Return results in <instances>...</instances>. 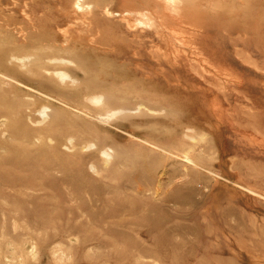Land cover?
<instances>
[{"label":"rangeland","instance_id":"rangeland-1","mask_svg":"<svg viewBox=\"0 0 264 264\" xmlns=\"http://www.w3.org/2000/svg\"><path fill=\"white\" fill-rule=\"evenodd\" d=\"M87 1L0 0V264H264V0Z\"/></svg>","mask_w":264,"mask_h":264},{"label":"bare ground","instance_id":"bare-ground-1","mask_svg":"<svg viewBox=\"0 0 264 264\" xmlns=\"http://www.w3.org/2000/svg\"><path fill=\"white\" fill-rule=\"evenodd\" d=\"M74 1V7H76L77 8V10H75V12L76 13H78V10H80V11H82L81 13H83L85 16H86V14L88 13L89 14V12H92V4H94L93 2H89V1H87V0H73ZM184 0H165V2H167V4H168V6L167 7H169V10H172V12L173 11H177V7H175V6H177L178 5V3H181V2H183ZM165 5V4H164ZM149 6V5H148ZM108 7V6H107ZM105 8V9H108V8ZM166 7V6H165ZM177 8V9H176ZM180 8V7H179ZM150 9V8H149ZM148 9V10H149ZM146 10V9H140L139 10V12H138V14H139V16H140V21H141V23H145L146 25L147 24H149V25H147L148 27H151V22H152V15H150V11L151 10ZM164 10V9H163ZM168 10V9H167ZM110 11V10H109ZM108 11V12H109ZM126 11H128V10H126ZM153 11V10H152ZM182 11V10H181ZM112 12V11H111ZM115 12V11H114ZM119 12V11H118ZM131 12H133V11H131ZM150 12V13H149ZM154 12V11H153ZM117 13V12H116ZM87 14V15H88ZM113 14V13H112ZM124 14H127V12L126 13H124ZM124 14H122V15H124ZM128 14H131V13H129V11H128ZM135 14H137V13H135ZM152 14V13H151ZM176 14H177V12H176ZM124 17V16H123ZM125 17H126V15H125ZM129 17V16H128ZM127 17V18H128ZM132 17V16H131ZM176 17V16H175ZM133 18V17H132ZM137 18L138 17H136V19L135 18H133V19H135L136 20V22L138 21L137 20ZM131 19V18H130ZM131 21H132V19H131ZM139 21V22H140ZM155 21V20H154ZM153 21V22H154ZM133 22H134V20H133ZM139 22H137L136 24L138 25V23ZM140 23V24H141ZM144 24V25H145ZM64 25V24H63ZM143 25V24H142ZM153 25H154V23H153ZM70 26V25H69ZM134 27V26H133ZM65 32V31H64ZM24 36V35H23ZM65 37V36H64ZM66 39V38H65ZM69 41V40H68ZM66 42V41H65ZM3 43V42H2ZM13 43V42H12ZM11 44V43H10ZM66 44V43H65ZM64 44V45H65ZM10 46V45H9ZM6 47H7V45H6ZM9 49V48H8ZM194 49V48H193ZM5 50H7V49H5ZM5 50L3 51V52H5ZM1 52V51H0ZM35 52L36 53H38L36 50H35ZM15 53V52H14ZM36 53L35 54H25V55H14L13 57H15V58H17V60H19L20 62H22V65L25 67V66H29V65H32V64H30V63H32V62H34V61H32V60H35V59H33L34 57H37L36 56ZM62 53V52H61ZM0 54H2V53H0ZM5 54V53H4ZM7 54V53H6ZM55 54H59V53H55ZM12 57V58H13ZM41 57V56H40ZM1 58V57H0ZM5 58H6V55H5ZM10 58H11V56L9 57V60H10ZM38 58V57H37ZM40 60V59H39ZM1 61H3V60H1ZM7 61V60H6ZM36 61V60H35ZM41 61H44V60H41ZM46 61H47V63H49L50 64V62H52L51 64H53V66H50L51 68H49V66H48V70L47 71H49L50 69H54L53 71L57 74V76H59V80L60 81H62V82H64V79H65V77H67V78H69L70 76L69 75H71V73H69V69L66 67V68H64V67H59L61 64L63 65H65V64H68V63H73V60H71V59H68L67 57H63L62 55H52V56H50L48 59H46ZM49 61V62H48ZM27 62H29V63H27ZM68 62V63H67ZM2 63L3 62H1L0 64H1V66H2ZM4 63H5V61H4ZM8 63H9V61H8ZM21 64V63H20ZM48 64V65H49ZM50 64V65H51ZM12 65H14V63L12 64ZM16 65H18V64H16ZM1 66H0V70L2 69L1 68ZM21 66V65H20ZM19 66V67H20ZM27 66V67H28ZM15 67V66H14ZM18 67V68H19ZM22 67V66H21ZM23 67V68H24ZM17 68V69H18ZM23 68H21V69H23ZM32 68V66L30 67V69ZM34 68H37L38 69V67H34ZM20 69V68H19ZM32 70V69H31ZM38 70H40V69H38ZM45 70L46 69H44V72H45ZM2 71V70H1ZM1 71H0V73H1ZM33 71V70H32ZM34 71H35V69H34ZM51 71V70H50ZM57 71V72H56ZM25 72H26V70H25ZM31 72V71H30ZM43 73V72H42ZM21 74V73H20ZM28 74H30V73H28ZM2 75V74H1ZM33 75V74H32ZM47 75V74H46ZM35 76H37V75H35ZM48 76V75H47ZM12 77V76H11ZM27 77V76H26ZM38 77V76H37ZM44 77V76H43ZM45 78V77H44ZM52 78V77H51ZM16 79V78H15ZM37 79V78H36ZM71 80H72V78H71ZM18 81V80H17ZM33 81V80H32ZM73 82H75V80L73 79L72 80ZM22 83V82H21ZM62 84V83H61ZM6 85V84H5ZM62 85H65V84H62ZM35 86V85H34ZM41 89H43V88H41ZM45 90V89H44ZM47 91V90H46ZM41 92V91H40ZM43 94V93H42ZM6 95H8V94H6ZM47 96V95H46ZM92 98L96 101V102H98V103H100V102H103L104 101V95H103V93H94L93 95H92ZM18 100H19V98H18ZM61 101H62V99H61ZM21 103V102H20ZM36 103V102H35ZM98 103H95V104H98ZM103 104H104V106H103V108H102V111H99L100 113H102L101 115L103 116V117H105V118H109L110 119V117H113V116H115L117 113H119V112H122V110H124V109H113L114 108V106H113V104L112 103H110V102H103ZM11 106V105H10ZM14 106H16V105H14ZM68 106V105H67ZM48 107H50L49 105H43L42 106V108H41V111H44L45 109H47ZM71 107V106H70ZM121 107V106H120ZM139 107H140V105H139ZM138 107V108H139ZM98 108V107H97ZM117 108H119L118 106H117ZM40 109V108H39ZM38 109V110H39ZM74 109V108H73ZM127 110V109H126ZM30 111V110H29ZM134 111V110H133ZM163 111V110H162ZM75 112V111H74ZM82 112V111H81ZM98 112V113H99ZM158 112V111H157ZM39 113H41V112H39ZM44 113H45V111H44ZM43 113V114H44ZM86 113V112H85ZM85 115H87V114H85ZM97 115V114H96ZM99 115V114H98ZM101 115H99V116H101ZM48 116V115H47ZM88 116V115H87ZM99 118V117H98ZM46 119V118H45ZM101 119H102V117H101ZM100 118H99V120H101ZM6 120V119H5ZM42 120V119H41ZM39 121V120H38ZM102 122H105V121H103V120H101ZM41 122H43V121H41ZM14 123V122H13ZM191 129V128H190ZM193 129V128H192ZM193 131V130H192ZM184 134H186V133H184ZM194 135V134H193ZM188 136H189V134H188ZM192 135H190V137H191ZM203 137V136H202ZM71 139H73V137H70ZM206 138V137H205ZM70 139V140H71ZM140 139V138H139ZM194 138H192L191 140H193ZM69 140V141H70ZM142 140V139H141ZM144 140V139H143ZM146 140V139H145ZM144 140V141H145ZM196 139H194V141H195ZM53 141V140H52ZM200 141V140H199ZM94 143L96 144V142H88V144H87V148H89V146L90 147H93V146H95L94 145ZM108 144V143H107ZM106 145V144H105ZM104 145V146H105ZM151 145V144H150ZM86 147V145L84 146V148ZM107 146H105V148H106ZM191 147V146H190ZM75 148V147H74ZM81 148V147H80ZM72 149V148H71ZM103 149V151H101V154L102 155H104V156H107L108 158H107V160L109 159V157L111 156L112 157V155H111V149L112 148H110V147H108V149H104L103 147L100 149V150H102ZM190 150V149H189ZM83 151V150H82ZM170 151V150H169ZM186 152V151H185ZM188 152V151H187ZM177 156V155H176ZM184 157V156H183ZM185 159L187 160H194L190 155H189V152L187 153V154H185ZM106 159H105V162L107 161ZM187 160V161H188ZM192 162V161H191ZM108 163V162H107ZM192 164H194V163H192ZM107 165V164H106ZM105 166V165H104ZM93 168V167H92ZM186 170V169H185ZM207 172V171H206ZM209 172V171H208ZM216 177V176H215ZM243 188V187H242ZM251 190V189H250ZM76 238V237H75ZM30 250V249H29ZM36 254V253H35ZM33 257H35V255L33 256Z\"/></svg>","mask_w":264,"mask_h":264}]
</instances>
